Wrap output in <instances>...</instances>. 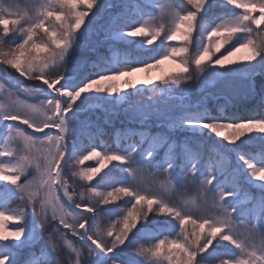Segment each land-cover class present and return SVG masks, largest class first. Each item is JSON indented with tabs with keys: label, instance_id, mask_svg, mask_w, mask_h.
<instances>
[{
	"label": "snow or ice",
	"instance_id": "snow-or-ice-1",
	"mask_svg": "<svg viewBox=\"0 0 264 264\" xmlns=\"http://www.w3.org/2000/svg\"><path fill=\"white\" fill-rule=\"evenodd\" d=\"M262 25L264 0H0V64L42 82L17 90L0 82V264H61V249L65 264H264V150L237 151L264 142ZM117 41L152 55L133 56ZM101 45L110 55L98 54ZM166 62L175 70L159 82L133 79ZM193 73L198 92L219 85L213 98L225 104L217 115L207 94L168 104ZM238 81L242 99L259 98L247 115L229 111ZM102 105H127L132 118L160 131L127 129L125 145L85 146ZM209 140L239 141L236 161L206 152ZM90 160L96 166L83 167ZM158 217L168 218V234L151 229Z\"/></svg>",
	"mask_w": 264,
	"mask_h": 264
},
{
	"label": "trees",
	"instance_id": "trees-1",
	"mask_svg": "<svg viewBox=\"0 0 264 264\" xmlns=\"http://www.w3.org/2000/svg\"><path fill=\"white\" fill-rule=\"evenodd\" d=\"M20 3H23V0H19ZM161 2H165V0H161ZM83 7V6H81ZM93 11H95V9H93ZM217 14H220L219 12ZM262 27H264V25H262ZM193 38L196 39V34H193ZM139 39V38H136ZM94 41V39H93ZM176 43V42H173ZM159 44V41H156L154 43V45L149 46V48H155L157 45ZM116 47L118 50H124V51H131L133 56L136 57H141V58H146L152 55L151 52L142 49L139 47V45H132L131 48L129 49L124 42H116ZM229 46L228 45H224L221 48V51L219 53H217L216 55H221L226 53V50ZM103 52H104V56H108L110 55V53L107 51V46L103 47ZM243 55H245V52H241L239 54H237V57H235L234 59H239L240 57H242ZM90 58H95V54H90ZM215 58V57H213ZM4 66V65H3ZM6 68V66H4ZM175 65L172 64L171 62L165 63L163 65H161L159 68H155L152 70H158L161 72L162 77H166L168 73H170L171 71L175 70ZM11 72H15L12 69H8ZM88 69L85 68L84 71H87ZM151 70V71H152ZM16 73V72H15ZM264 79L262 77H257V83L259 84V82ZM224 102V101H223ZM234 104V103H233ZM237 104V103H235ZM234 104V105H235ZM258 104V103H257ZM257 104L253 105V100L251 99H245L242 103V106L238 108L237 111H240L242 114L247 115V112L244 111L245 109H254L256 107ZM221 106V105H220ZM219 107V106H218ZM218 107L213 109V114L217 115L218 111H216V109H218ZM101 108H105L107 111H115L117 109V106H104L102 105L100 108H98L96 110V112L99 114H95L92 119L94 121V126L93 128L90 130L92 133V138L91 140H89L88 135L86 134L85 136L82 137L83 143L85 146H87L89 143H94L97 145L100 144H106L112 147L116 146V143L119 142L121 145H125L128 143V140L125 139V137L129 134L127 133L125 130L127 129H141V128H148L150 131L152 132H157L160 130L154 129L152 128L149 124H139V123H122V119L119 117L117 118L118 115L116 114H112L111 116L109 115V113H102L101 112ZM229 111H230V107H229ZM100 130H103L102 132ZM137 142H139V138L135 137L134 138ZM242 139H247V137H243ZM239 141L236 142V144H238ZM236 144H231V146H233L234 148H236ZM213 148H215L216 150H218L216 147L213 146L212 142L208 141V143L205 144V151L206 152H210ZM102 150V149H101ZM264 150V142H261L259 140L253 141L252 144L247 145L246 148L244 149H237V151L239 152H243V151H249L254 155H259L261 153V151ZM219 151V150H218ZM96 166L95 165V161L94 160H90V161H86L85 164L83 165V167H87V166ZM113 166L110 164L108 165L106 168H104L100 173H98L95 177L94 180L92 181L93 184L97 183L98 181H101L102 178L105 176V173L109 172V170L112 168ZM118 179H123V176H119L117 177ZM158 179H164L163 175H160L158 177ZM215 184V181L213 182ZM103 186V185H102ZM211 187V186H210ZM80 188L77 187V191H79ZM252 195L258 197L259 193L254 192L253 190H250ZM188 195H195V192L190 190ZM126 199V198H125ZM231 199V198H228ZM119 203V202H118ZM20 204V201L18 199H12L9 204L8 207L10 208H16L18 205ZM115 207V205H107L104 206V208H113ZM151 219V217H150ZM168 219L167 217H158L157 218V222L153 225H151V229L153 231H161L163 232V234H168L167 232L164 231V229H166L168 226L164 223V221ZM111 221L106 217L104 220V225H108ZM135 231V230H134ZM175 231V230H173ZM4 243H0V245H3ZM44 246V244H37L35 246V251H37L39 253V250ZM213 247H215V243L213 245ZM231 247V246H230ZM209 251H211V249H209ZM28 252L25 253L24 258H27ZM205 256H207V253L204 254ZM59 258L61 260V264H65V262L67 261V254L64 253V251H60L59 252ZM22 259V260H23ZM46 257H41V260H45Z\"/></svg>",
	"mask_w": 264,
	"mask_h": 264
},
{
	"label": "rangeland",
	"instance_id": "rangeland-1",
	"mask_svg": "<svg viewBox=\"0 0 264 264\" xmlns=\"http://www.w3.org/2000/svg\"><path fill=\"white\" fill-rule=\"evenodd\" d=\"M102 37H103V32H101L99 35L93 36L92 39H94V41H100L102 39ZM103 47H105V45H101L97 49L98 54L104 55ZM166 63L169 64L170 62H166ZM154 73H158L159 76L157 77L156 82H159L160 78L162 77V74L158 70H152L150 73L144 72V75L147 77V79H151V77ZM193 76H194L193 80L189 81L186 85L178 87L173 93L169 94L170 96L175 97V99L168 100V104L196 103L198 100L201 99L202 95H205V94H207L209 97L207 99V106L209 109L213 110L214 108L225 104V100L223 98H219V99L213 98V97H216L218 94L219 85L210 83L205 90H203L202 92H198L197 88H198L199 82L195 78V73H193ZM209 79H211V78H209ZM0 82L6 83V85L13 90H17L20 87H32V88H34V87L40 86L42 83L41 81L29 80L26 77H20L18 73L11 72L8 69H7V71H5V67L2 64H0ZM240 84H241V82L238 81L237 82L238 91L234 95L232 107H230V109L232 108L233 110H238V108L242 106V103L245 100V99H242L243 88L240 86ZM187 90H191L190 94ZM0 95H3V94L0 93ZM19 95H20L21 99H26L30 103H38V99L36 97H28L24 93H20ZM185 96H189V99L185 100L184 99ZM154 99L159 101L160 98H159V96H156ZM251 100H253V105L257 104L259 102L258 97L251 99ZM144 103L147 105L151 102H149L147 100V98L145 97ZM233 103L234 104L237 103V104L234 105ZM161 106L163 107L164 105L162 104ZM126 108H127V105L117 106V109L115 111H107L105 108H101V112L102 113H104V112L109 113L110 116L112 114L118 115L117 118L120 117L122 119L121 120L122 123L143 124L139 120V117L132 118V116L125 111ZM96 113L97 112H95V114ZM16 123H18V122H16ZM148 124L152 128L157 129L154 126L153 122H149ZM21 127H25V126L21 125ZM157 130H160V129H157ZM29 131H32V130L29 129ZM46 131H48V130H46ZM38 135H40V134H38ZM3 139H6V129H4L3 127H0V150L3 149V143H2ZM210 142H212L213 146L216 147L221 153L226 154L232 162L236 161L237 154H236V152L231 151V149H234V147L231 146L230 143H228L227 141H224L223 142L224 146H221V144H215L213 141H210ZM206 143H208V141ZM2 159L7 160L9 158L3 157ZM4 183L5 182L0 181V187H2ZM250 190H253L254 192L259 193V191L256 188H251ZM12 227H13V225L10 223L9 228H12ZM70 238H72V237H70ZM73 239H75V238H73ZM46 241H47V229L43 233V240L38 244H44ZM0 243H5V242L0 241ZM61 250L64 251V253H66V250H64V249H61ZM26 252H28V250H25L24 252L21 253V255H20L21 259L24 258V255Z\"/></svg>",
	"mask_w": 264,
	"mask_h": 264
},
{
	"label": "bare ground",
	"instance_id": "bare-ground-1",
	"mask_svg": "<svg viewBox=\"0 0 264 264\" xmlns=\"http://www.w3.org/2000/svg\"><path fill=\"white\" fill-rule=\"evenodd\" d=\"M158 76H159L158 73H154L151 77V80L156 82ZM133 78L135 80L147 79V77L144 75V72H139L134 74Z\"/></svg>",
	"mask_w": 264,
	"mask_h": 264
},
{
	"label": "water",
	"instance_id": "water-1",
	"mask_svg": "<svg viewBox=\"0 0 264 264\" xmlns=\"http://www.w3.org/2000/svg\"><path fill=\"white\" fill-rule=\"evenodd\" d=\"M78 211V210H77Z\"/></svg>",
	"mask_w": 264,
	"mask_h": 264
}]
</instances>
